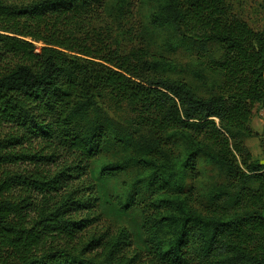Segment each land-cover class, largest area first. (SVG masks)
I'll use <instances>...</instances> for the list:
<instances>
[{
    "label": "trees",
    "instance_id": "16d2710c",
    "mask_svg": "<svg viewBox=\"0 0 264 264\" xmlns=\"http://www.w3.org/2000/svg\"><path fill=\"white\" fill-rule=\"evenodd\" d=\"M143 1L204 61L209 96L149 45L121 48L128 0H0V264H264V164L246 145L264 29L232 0ZM103 212L134 232L90 233Z\"/></svg>",
    "mask_w": 264,
    "mask_h": 264
},
{
    "label": "rangeland",
    "instance_id": "374dc122",
    "mask_svg": "<svg viewBox=\"0 0 264 264\" xmlns=\"http://www.w3.org/2000/svg\"><path fill=\"white\" fill-rule=\"evenodd\" d=\"M116 1V0H113ZM130 2V12H127L122 20L113 23V31L117 37V42H119L123 50H131L133 48H151V52L163 56L168 61L173 63V67L167 72L168 76L175 79H183L186 82L193 85L194 89L198 94L202 96H209L212 90V73L207 70L203 60L194 59L192 56L186 52L177 49L172 43L167 35L153 29L150 26L149 18L154 9L152 5L143 0H128ZM235 4L236 12L240 13L243 18L249 23V25L255 29H264V0H232ZM135 5L134 8L132 6ZM126 11V10H125ZM144 32H143V29ZM171 43V44H170ZM40 46V44L38 45ZM219 56V53L217 54ZM109 111V110H108ZM111 117H113V112L109 111ZM252 128L257 132L259 137H251L246 140V145L250 150L254 160H257L264 164V151L261 146V137L264 136V109H260L252 119ZM10 135V130L8 128L2 130L0 129V139H7ZM25 167L26 165H20ZM13 169L14 167L10 164L5 165V169ZM3 170L0 167V172ZM206 186L210 184L209 178L213 174L210 170H207ZM1 175V174H0ZM195 185V183H194ZM118 186L114 184L113 187ZM131 223V221H128ZM127 222V223H128ZM125 222L115 216L114 213L103 212L98 215V220L95 221L94 225L90 227V233H103L105 231H110L117 233L120 226H128ZM132 231L134 227L128 228ZM134 232V231H133ZM135 238V237H134ZM135 238L132 242L134 248H136Z\"/></svg>",
    "mask_w": 264,
    "mask_h": 264
}]
</instances>
